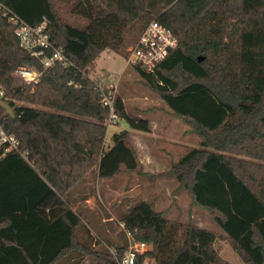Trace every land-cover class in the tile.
I'll return each mask as SVG.
<instances>
[{
    "label": "trees",
    "instance_id": "1",
    "mask_svg": "<svg viewBox=\"0 0 264 264\" xmlns=\"http://www.w3.org/2000/svg\"><path fill=\"white\" fill-rule=\"evenodd\" d=\"M0 3L32 25L46 22L53 47L70 62L45 69L35 84L18 83V66H43L0 12V88L16 112L0 107V127L18 140L16 149L0 145V264H115L98 244L122 250L124 235L112 236L110 218L97 238L87 225L98 217L88 200L99 178L141 168L127 133L106 144L110 111L89 72L105 50L127 57L153 20L178 45L153 70L133 67L200 138L169 172L222 231L170 218L145 199L119 220L152 243L148 255L158 264H232L218 240L244 262L264 264V0ZM116 111L131 128L151 130L150 119L126 111L120 96Z\"/></svg>",
    "mask_w": 264,
    "mask_h": 264
},
{
    "label": "rangeland",
    "instance_id": "2",
    "mask_svg": "<svg viewBox=\"0 0 264 264\" xmlns=\"http://www.w3.org/2000/svg\"><path fill=\"white\" fill-rule=\"evenodd\" d=\"M14 76L18 83L24 84L18 76L15 74ZM89 76L103 89L108 91L113 88L116 96L122 97L126 111L133 115L148 117L151 121L152 130L149 133L131 128L124 117H119L118 122L113 125H107L105 121L108 127L107 145L111 143L116 132L126 131L128 139L134 145L143 136L141 139L150 145L152 154L166 155L169 166L172 163L171 167L187 151L193 147H200V138L197 134L182 118L172 113L163 98L147 84L133 65H127L126 57L123 55L114 51H103L97 57L95 69L89 72ZM170 169L160 173H138L134 170L111 178H99L96 193L89 201L98 216L93 219L87 217L90 230L97 238L98 235L104 237L105 227H110V222L104 223L105 221L111 218L117 222L120 219L119 212L140 199H146L170 218L181 221L190 219L199 226L222 231L209 212L195 204L186 189L180 188L175 176L169 172ZM113 224L111 234L118 238L123 232L118 224L115 222ZM104 242L110 244L101 241L98 246H104ZM216 247L232 264H248L227 242L218 240Z\"/></svg>",
    "mask_w": 264,
    "mask_h": 264
},
{
    "label": "built area",
    "instance_id": "3",
    "mask_svg": "<svg viewBox=\"0 0 264 264\" xmlns=\"http://www.w3.org/2000/svg\"><path fill=\"white\" fill-rule=\"evenodd\" d=\"M0 12L15 26V34L20 44L41 59L43 66L41 70L28 66H18L15 69L14 74L21 79V82L27 85L35 84L41 79L45 69L56 63L70 64L64 52L60 48L53 47L46 22L32 25L1 3ZM177 45L178 39L172 30L159 21L153 20L146 26L139 40L129 48V54L126 57L127 65H140L153 70ZM49 49L51 52L48 53ZM3 93V88H0L1 98ZM116 98L113 88L108 91L102 89V103L110 111L106 119L107 125L116 124L119 120ZM2 144L7 145V150H12L17 148L18 140L13 133L0 127V145ZM117 224L123 232L126 246L121 250L117 245L104 242L115 264H158L154 257L148 255L153 249L152 243L140 238L135 231L127 227L123 220H118Z\"/></svg>",
    "mask_w": 264,
    "mask_h": 264
},
{
    "label": "crops",
    "instance_id": "4",
    "mask_svg": "<svg viewBox=\"0 0 264 264\" xmlns=\"http://www.w3.org/2000/svg\"><path fill=\"white\" fill-rule=\"evenodd\" d=\"M151 130H152V125H151ZM150 130V131H151ZM140 132H144V133H149L150 131H141L138 130ZM126 131H124L123 133H125ZM141 138H144L143 136H141ZM138 139L135 142V147L137 149L138 152V160H139V167L141 168V170L137 171L138 173H152V172H162L164 170H168L171 167L169 166V163L167 162V156L166 155H153L151 152V147L148 143H145L144 140L142 139ZM91 199V198H90ZM90 199L88 201H90ZM146 200V199H145Z\"/></svg>",
    "mask_w": 264,
    "mask_h": 264
},
{
    "label": "water",
    "instance_id": "5",
    "mask_svg": "<svg viewBox=\"0 0 264 264\" xmlns=\"http://www.w3.org/2000/svg\"><path fill=\"white\" fill-rule=\"evenodd\" d=\"M201 59V56H200ZM0 107L4 108L6 112L11 116L15 117L16 112L14 107H12L7 101L0 97Z\"/></svg>",
    "mask_w": 264,
    "mask_h": 264
}]
</instances>
